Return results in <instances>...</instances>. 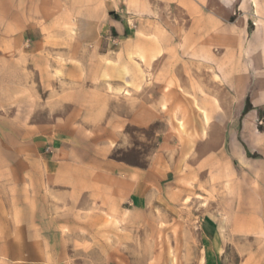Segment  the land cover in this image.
Returning <instances> with one entry per match:
<instances>
[{
    "label": "rangeland",
    "instance_id": "rangeland-1",
    "mask_svg": "<svg viewBox=\"0 0 264 264\" xmlns=\"http://www.w3.org/2000/svg\"><path fill=\"white\" fill-rule=\"evenodd\" d=\"M126 2L108 8L123 18V34L92 16H65L64 31L25 48L31 59L17 101L28 103L16 116L49 129L73 118L83 143L107 154L91 165L128 169L130 182L144 183L143 198L114 199L107 208L88 196L76 205L50 196L37 208L46 211L49 233L0 238L8 252L0 264H264V223L230 217L236 198L264 221V206H249L251 197L263 199L249 189L264 182V165L249 163L260 156L209 154L204 169L200 154L221 141L229 151L248 150L241 132L252 109L264 132V94L250 90L264 87V0ZM206 133L201 147L196 140ZM45 217L34 214V225ZM28 247L33 253L22 254Z\"/></svg>",
    "mask_w": 264,
    "mask_h": 264
},
{
    "label": "crops",
    "instance_id": "crops-1",
    "mask_svg": "<svg viewBox=\"0 0 264 264\" xmlns=\"http://www.w3.org/2000/svg\"><path fill=\"white\" fill-rule=\"evenodd\" d=\"M126 1L128 3L130 0ZM111 4L112 0H0V238L16 240L17 232L21 231L49 233L46 223L50 221L45 217L46 211L37 208L46 206L50 196L59 200L67 197L72 205L88 196L91 204L107 208L112 204L109 201L114 199L120 205L131 198L132 204H139V199L143 198L144 183H139L138 179L135 183L130 182L128 177L132 173L128 169L111 162L91 165L90 159H102L107 154L94 150L91 145L88 148L83 143L84 136L73 130L76 124L73 118L59 119L49 129L48 124L34 125L18 121L16 116L18 107L27 109L28 103L26 99L18 106L17 101L18 78L24 73V64L31 59L30 54L25 53V48L40 44L48 31H64L65 16H74V19L81 14L92 16L93 24H97L100 19L104 21V29L108 33L123 34L127 26L120 15H109L108 8ZM163 55L164 52L156 54L152 61L159 60ZM250 90L251 94H264V87L259 90L257 87H250ZM258 105L254 103V108ZM255 112L252 109L243 119L241 137L248 150L229 151L225 141H221L222 144L216 149L200 153L204 154L201 157L202 168H208L207 165L213 158L209 154H242L243 161L248 159L243 154H258L260 157L249 160L250 165H264V132L253 123ZM207 123L209 126L210 122ZM210 138L209 133H206L196 143L201 147L205 146ZM35 163L40 166L34 165ZM116 175L122 177L117 180L114 177ZM115 181L120 183L113 184ZM249 189L261 192L263 197L260 203H257L259 200L256 197H251L255 204L250 203V208L264 206V182L250 184ZM39 194L40 203L37 201ZM218 196L225 198L223 193ZM43 199L45 203L42 202ZM243 209L244 206L237 205L234 198L231 220L251 217L255 224L264 223L257 218L256 209L247 212ZM39 212L45 218L41 220V226H36L33 218ZM219 233L217 229L216 238ZM47 243L50 247L49 240ZM16 246L13 241V248ZM5 253L8 252L0 246V254ZM21 253L31 255L33 251L28 247Z\"/></svg>",
    "mask_w": 264,
    "mask_h": 264
},
{
    "label": "trees",
    "instance_id": "trees-1",
    "mask_svg": "<svg viewBox=\"0 0 264 264\" xmlns=\"http://www.w3.org/2000/svg\"><path fill=\"white\" fill-rule=\"evenodd\" d=\"M246 111H247V109H246Z\"/></svg>",
    "mask_w": 264,
    "mask_h": 264
}]
</instances>
